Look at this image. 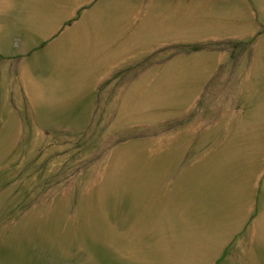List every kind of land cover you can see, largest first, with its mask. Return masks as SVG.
<instances>
[{
    "label": "rangeland",
    "instance_id": "rangeland-1",
    "mask_svg": "<svg viewBox=\"0 0 264 264\" xmlns=\"http://www.w3.org/2000/svg\"><path fill=\"white\" fill-rule=\"evenodd\" d=\"M0 264H264V0H0Z\"/></svg>",
    "mask_w": 264,
    "mask_h": 264
}]
</instances>
